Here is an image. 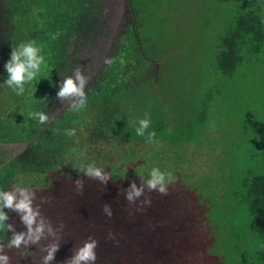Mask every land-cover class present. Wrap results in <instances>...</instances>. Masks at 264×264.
Returning <instances> with one entry per match:
<instances>
[{
  "label": "trees",
  "instance_id": "obj_1",
  "mask_svg": "<svg viewBox=\"0 0 264 264\" xmlns=\"http://www.w3.org/2000/svg\"><path fill=\"white\" fill-rule=\"evenodd\" d=\"M0 1V14L9 24L0 44V97L8 78L4 65L12 48L34 39L44 45L46 66L36 78L40 82L29 84H36L34 93L41 96H34L27 114L48 113L59 80L75 62V40L96 25L98 11L93 0ZM234 3L232 17H226L215 34L211 67L199 75L198 103L190 118L188 113H182L185 119H179L178 108L170 107L174 104L167 107L168 95H163L167 100L153 95L163 94L164 87L171 89L173 81L175 86H181L186 74L194 75L185 62L167 70L171 50L165 57L158 53L168 46L163 41L164 32L156 35L168 5L162 0L161 4L155 0L154 5L149 0H130L135 18L127 24L119 51L110 57L112 65L103 66L101 76L87 87L86 108L78 112L69 108L55 117L49 115L45 124L31 118L22 122L8 119L0 111V139L30 142L0 164V190L20 184L35 192L34 204L40 206L41 215L56 231L57 240L68 254L61 256L58 264H65L89 236L98 241L95 264H264V116L255 115L249 121L234 117V125L248 136L226 146L231 160L224 161L232 162L226 163L228 177L223 181L210 178L207 186L200 185L192 191L189 184L174 175L175 182L167 195L145 189L135 204L125 199L130 182L135 181L139 187L140 176L147 179L150 172L144 164L137 166L135 160L146 155L142 150L137 153L135 147L146 142V137L135 132L136 122L145 113L151 118L149 131L156 132L155 139H170L169 129H176L172 144L194 141L213 121L212 106L226 102L233 93L226 84L238 82V88L250 90L247 79L252 67L264 65V0ZM218 4L217 14L229 13L232 8L223 2ZM170 14L179 15L172 9ZM56 32L61 35L53 40L50 34ZM173 33L181 37L183 31L176 25ZM154 38L157 42L151 50L145 40ZM154 57L159 58L158 62L151 60ZM196 75L191 79L196 80ZM114 88H136L140 92L136 96L123 95L122 91L115 94ZM257 95L264 101V89ZM29 128L40 130L30 132ZM68 130H75V135H67ZM51 154L56 155V160L51 159ZM90 163L102 167L111 179L106 184L88 179L83 166ZM77 178L85 180L82 194L74 184ZM201 188H205V194L195 193L203 192ZM145 198L150 199V205H141ZM103 204L111 205V218L103 213ZM4 211L9 216L5 224L8 221L17 232L26 231L17 213L7 208ZM109 231L114 240L108 238ZM11 235L7 229L0 230V240L5 243ZM47 237L41 241L47 242ZM5 251L22 253L23 248Z\"/></svg>",
  "mask_w": 264,
  "mask_h": 264
},
{
  "label": "rangeland",
  "instance_id": "obj_2",
  "mask_svg": "<svg viewBox=\"0 0 264 264\" xmlns=\"http://www.w3.org/2000/svg\"><path fill=\"white\" fill-rule=\"evenodd\" d=\"M155 0H149L154 5ZM161 4V0H157ZM165 4H168L164 8L163 24L160 26L156 35L162 36L163 32L165 38L163 41L167 43V49L158 50V53L165 57L166 52L171 54V58L167 63L166 69L170 70L173 67L178 66L179 62H185L187 69L196 75V80L191 79L193 76H186L182 80L181 86H175L176 82H172V88L164 87L161 92H157L153 95L160 97V99L167 100V107L169 103L174 104L170 107L177 110L179 119H185L182 113L192 114L195 112L196 103H198V94L200 93V87L196 83L200 81V74L204 69L207 72L210 69L209 59L215 49L216 32L223 24L226 17H232L234 12V0H162ZM95 4V10L98 11L96 15L97 23L86 34H82L80 38H76V45L72 47L73 62L72 69L65 75H72L75 68L81 66L85 75L90 76V80L85 88V91L89 85L95 82L103 72V66H105V59L110 58L112 54L119 51V41L123 37L127 24L135 16L132 12V6H130V0H93ZM216 2V5L214 4ZM220 2H223L230 9L229 13H215L216 8H219ZM175 10L179 15L172 16L170 10ZM0 1V11H1ZM149 20V19H146ZM178 26L182 29L183 34L181 37H176L173 33V27ZM9 28V24L3 19L0 14V44L4 35H6ZM145 44L149 45L152 50L157 42L145 40ZM186 46V50H185ZM175 47V48H173ZM180 47V48H178ZM2 52L0 51V64L2 63ZM155 58V57H154ZM178 58V59H174ZM185 58V60H182ZM158 62L159 58L151 59ZM181 60V61H180ZM160 62V61H159ZM170 67V69H169ZM251 69V67H250ZM61 77L60 82L65 77ZM40 82V78L36 79ZM198 81V82H197ZM246 83V82H244ZM249 89L243 87L238 88L241 85L238 82L234 84L232 82L226 84L228 90L231 89L233 93L226 97V102H217L213 108V121L209 122V125L199 132L198 137L191 142L171 143L170 140L177 134L174 132L176 129H172L170 133V139H155L153 143H147L145 141L139 142L135 145L137 153L144 152L143 157L137 160V166L144 164L151 170L152 167L158 166L161 171L171 172L184 180V184H189L188 188L194 191L198 189L200 185L203 187L208 185L210 178H218L223 181L225 177H228V171H226V163L232 161H224L230 159V154L226 150V146L233 141L234 144L240 142L244 136H248L247 133L243 134L242 129H237L234 125V117L244 118V120H251L255 115L259 117L264 116V101L261 97H258L257 91L264 89V65H254L251 69L250 76L247 79ZM36 84L25 85V93L23 96H18L14 92L10 91L5 84L3 85V95L0 97V111L8 116V119H17L22 122L23 120H29L27 114L31 101L34 100V96L41 94L36 92ZM111 86V85H110ZM197 86V87H196ZM113 88V86H111ZM255 89V91H253ZM59 88L56 89L58 92ZM114 93L119 91L128 95H138L140 90L136 88L122 89L114 88ZM33 92V94H31ZM252 93H254L252 95ZM57 94V93H56ZM164 95V96H163ZM159 99V100H160ZM70 101L61 102L54 96L51 106L49 107L48 116L55 117L65 110L69 109ZM160 104L164 107V102ZM166 104V103H165ZM10 106V107H9ZM189 115L187 118H190ZM48 123V122H47ZM30 132H37L40 129L29 128ZM55 139L57 140L58 137ZM244 135V136H243ZM52 136V135H51ZM168 136V135H167ZM242 138H239V137ZM246 139V138H244ZM26 143H30L27 141ZM56 147H58V143ZM22 145L19 146V148ZM18 148V149H19ZM145 148V150H144ZM56 152V151H54ZM137 156V155H136ZM45 157V156H44ZM25 160V157H22ZM51 159L56 160V155L51 154ZM39 160V159H36ZM205 181V182H204ZM210 183V182H209ZM189 190V191H190ZM203 192H195L205 194V188H201ZM205 191V192H204ZM226 193V191H224ZM194 194L193 192H190ZM207 200V199H206ZM47 235V234H46ZM58 237H47V242L40 241L36 245H29L28 251L32 252L31 256L22 257L21 254H17V258H14V252H7L10 260H13L15 264H42V258L46 255L45 249L50 243H62L57 240ZM63 249V251L61 250ZM226 251V250H225ZM74 251H72V254ZM219 252L218 255H223ZM67 257V252L64 251L63 245L59 246L58 250L54 254V259L50 261V264H58L60 258ZM19 259V260H18ZM31 259V260H30ZM69 258L68 260H70ZM219 262V260H218Z\"/></svg>",
  "mask_w": 264,
  "mask_h": 264
},
{
  "label": "clouds",
  "instance_id": "obj_3",
  "mask_svg": "<svg viewBox=\"0 0 264 264\" xmlns=\"http://www.w3.org/2000/svg\"><path fill=\"white\" fill-rule=\"evenodd\" d=\"M53 40H56L61 35L60 32L50 34ZM44 45L37 44L36 40L31 39L27 42H21L18 46L12 48L10 59L5 63L4 67L8 74V78L4 84L10 88L16 95L23 96L25 93V85L31 84L36 80L41 73L42 66H46L45 56L42 54ZM105 64L111 66L114 62L112 58H106ZM90 80V76L85 75L82 67L79 66L74 69L72 75L65 76L59 84L57 98L61 102L70 101L69 108L72 111H80L87 106V95L85 88ZM28 116L31 119L38 120L40 124L49 122V116L43 111H30ZM138 127L135 132L137 136L146 137L147 143H153L156 137L154 130L149 131L151 127V118L148 113L139 119ZM171 132V129H169ZM67 135H75V130H68ZM83 173L88 179H95L106 184L110 179V175L102 168L97 167L95 163L83 166ZM175 182V177L169 172L161 171L158 166L151 168L148 178L144 179L140 176V186H137L135 181H131L128 189L125 192V199L128 204H135L136 201L144 195L145 189L149 192L157 191L161 195H167L171 184ZM74 184L78 190V194H82L85 180L77 178ZM36 200L35 192L29 186L15 185L9 190H0V230L11 231V238L4 242L0 240V264H9L10 257L5 252L6 248H23L22 257L31 256L32 252L28 251V246L38 244L41 239L47 236L55 237L56 231L52 228L45 218L41 215L40 206L34 204ZM150 199L145 198L141 201V205H150ZM17 213L22 224L26 226V231L17 232L14 224H5L4 221L9 219L4 209ZM141 209L138 208L137 211ZM103 213L109 218L112 217V207L110 204H103ZM63 225H61V228ZM108 238L114 240L115 237L109 231ZM98 241L89 236L83 241L82 246L79 247L72 255L71 259L65 264H95L96 248ZM59 244H49L43 251L46 255L42 258V264H50L54 259V254L58 250Z\"/></svg>",
  "mask_w": 264,
  "mask_h": 264
},
{
  "label": "crops",
  "instance_id": "obj_4",
  "mask_svg": "<svg viewBox=\"0 0 264 264\" xmlns=\"http://www.w3.org/2000/svg\"><path fill=\"white\" fill-rule=\"evenodd\" d=\"M25 144H26L25 141L20 138L14 140L0 139V164L9 160L12 156H14L19 151H21V149L25 146ZM20 145H22V147L19 148ZM7 223L9 224L10 222L7 221ZM5 252L7 253L8 251ZM17 254H21V253L14 252V258H17ZM9 264H15V263L13 262V260H10Z\"/></svg>",
  "mask_w": 264,
  "mask_h": 264
}]
</instances>
